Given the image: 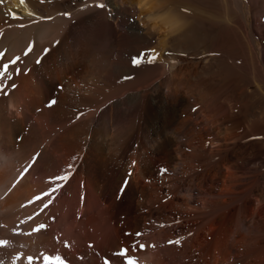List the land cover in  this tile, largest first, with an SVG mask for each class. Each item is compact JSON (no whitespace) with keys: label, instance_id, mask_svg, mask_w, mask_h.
I'll return each instance as SVG.
<instances>
[{"label":"bare ground","instance_id":"6f19581e","mask_svg":"<svg viewBox=\"0 0 264 264\" xmlns=\"http://www.w3.org/2000/svg\"><path fill=\"white\" fill-rule=\"evenodd\" d=\"M0 53V264H264V0H0Z\"/></svg>","mask_w":264,"mask_h":264},{"label":"snow or ice","instance_id":"6c2138e0","mask_svg":"<svg viewBox=\"0 0 264 264\" xmlns=\"http://www.w3.org/2000/svg\"><path fill=\"white\" fill-rule=\"evenodd\" d=\"M96 6L99 7V8H104L105 7L104 4H98ZM31 50H32V48H31V46H29V48L25 51L24 55H28V53L31 52ZM47 51L48 50L46 49L45 50V54H47ZM2 56H3V54L0 53V58H2ZM148 56H149V53L146 52V53L141 54V57L134 58L132 60L133 65L139 66L142 63V58H147ZM19 60H20V57H15L9 63H4V64L0 65V94L9 95L10 93H8L6 91V89L8 87H11L14 90L17 87L14 82L9 84L8 81H14V75L10 72V68H11L12 65H16ZM149 62H151V61H149ZM36 63L40 64L41 60L38 58ZM16 74H19V69L16 70ZM56 103H57V101L55 99H52L48 103L47 107L51 108ZM35 159H36V157L33 158V162L35 161ZM64 178H65V175H60V176H57V177H54V178H50L48 182L50 184H52L53 186H55L58 181L59 182H63ZM53 193H55V191L49 193L47 195V197L49 199H51ZM43 198H44V196H40L39 200H43ZM134 235L138 239L139 235H141V234H134ZM133 246L134 247L136 246V240H133ZM140 246L141 245H139V247ZM117 255H119L121 257H125V256L128 255V250L127 249H123L120 252H118ZM128 264H134L133 260L129 259L128 260Z\"/></svg>","mask_w":264,"mask_h":264},{"label":"rangeland","instance_id":"374dc122","mask_svg":"<svg viewBox=\"0 0 264 264\" xmlns=\"http://www.w3.org/2000/svg\"><path fill=\"white\" fill-rule=\"evenodd\" d=\"M249 20H250V22H252L253 21V17L251 16V15H249Z\"/></svg>","mask_w":264,"mask_h":264}]
</instances>
